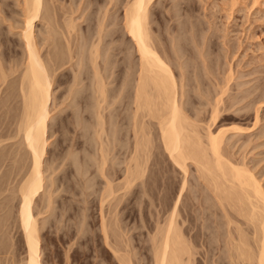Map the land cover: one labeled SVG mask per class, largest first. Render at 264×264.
Returning a JSON list of instances; mask_svg holds the SVG:
<instances>
[{"label": "rangeland", "instance_id": "rangeland-1", "mask_svg": "<svg viewBox=\"0 0 264 264\" xmlns=\"http://www.w3.org/2000/svg\"><path fill=\"white\" fill-rule=\"evenodd\" d=\"M127 1L115 0L116 3L113 1L110 4L108 0H46L49 6L51 2L54 4V6L51 4L50 8L53 6L52 9H54L55 14L57 13L55 16L59 22L56 21L61 26H58L59 24L54 26L55 20L51 19L48 22L46 18H44L45 20L36 21L37 25L35 24L36 41L40 43L38 45L40 52L45 57L48 51H52V55H55L57 51L59 52V49L60 51L63 49L62 52L67 51L62 34L66 29L63 30L62 24L66 23V20L70 18L69 10L72 11L74 9L71 17H74L77 23L76 30L71 31L72 33H69L70 37L68 38V43L71 41L68 46L72 44L71 48L74 58L72 57L70 62H65L68 64L64 63L61 67L56 68L53 75L54 84L50 106L51 119L49 120V126L51 127H48V136L49 133L51 134L48 138L49 145L47 148L48 153L46 154V163L49 165L52 160V165L48 167L45 163V168L51 170L52 167L54 169L55 165L57 168H55L53 173L51 172L52 175H49L50 170L47 169L48 172H46L47 170L45 171L44 189L49 188L48 190L51 191L53 199L46 198H51L49 197L51 195L49 192L48 195L44 194L45 196L43 195L44 197L42 196V198L40 195L38 200L36 199L38 205L35 202L37 205L35 207L40 206L38 209H41L39 213H36L38 209H35L39 228L40 264H125L124 262L127 261L130 264H152L153 241L151 236L154 234L155 225L166 217L162 204L164 205L165 203L166 194L168 196L173 188L176 191L175 189L179 187L178 185L183 179L182 172L174 168L161 146L159 147L160 149H154V145L158 144L159 140L156 142L157 138L155 137L156 139L154 140V137L150 136V138L153 137L150 145L153 144L152 150L154 152H151L146 161L144 177L137 180V186L135 185L136 195H133L130 190L127 191L123 187L124 175L122 168L124 164L117 163L115 149L118 145V138L122 137V142L124 143L122 151H124V154L121 157L129 155V140H133L130 117L132 116L134 105L132 97H128L127 92H134L132 85L135 82L134 76H136V68L139 65V58L134 43L124 27L123 17ZM106 8L108 11H105ZM47 9L49 10V8ZM20 12V6L17 3L15 4V0H0V13H2L0 15V61L4 71L10 70V64L11 66L14 64L15 66L12 69H15L18 61L20 63V59L24 56L22 55L23 46L21 41H19L18 34L20 31L19 26L21 25ZM101 19L104 22V28L101 32L102 36L103 34L104 36L101 42L105 41L98 44L100 52L102 51L100 54L102 59L98 58L101 60L102 69L103 67L105 69V66L113 67L114 80L107 85L114 87L116 96L112 98L114 99V101L112 100L113 103L110 97H107L106 101L102 103V127H98L100 136L96 140L93 132L95 131V119L93 116L95 100L94 93H92L88 83L90 82L89 78L92 76L90 75L92 73L91 64L90 60H88L90 48L88 46L91 44L90 41L92 43L96 42L91 39L95 40L98 38V25ZM147 25L151 29L152 37L156 39L154 41L158 43L157 48L159 47L161 53L165 51L167 54L164 53V55L170 60V65L173 64L171 67H173L172 71L176 75V79L179 80L181 76L178 69L179 66L176 64L179 59L180 62L183 60L186 63L184 66L190 71V73L187 69L183 71L186 72L184 76L190 74L191 76L188 78H192L191 82L187 78L188 84H186V78V82L184 81L186 84L184 90L186 89L187 91L185 90L186 93L182 97L184 102H182V105L185 110L182 109L183 112L192 109V112L189 111L191 115L185 112V115L194 118H191L192 120L196 121L198 118V113L193 114V112H196V110L198 112L199 109L198 115H202L206 112L205 108L208 109L209 107L205 104L201 105L202 99L198 101L197 96L203 98L204 102V98L209 99L213 95L214 89H216L213 88V83L217 84L219 82L216 86L220 87L221 84H224L225 77L229 75L230 78L232 77L229 79L228 89L223 95L224 100L225 102L228 100V104L230 103L229 101H240V97L242 100L236 102L237 104L227 110L230 113H234L233 110H236V112L234 114L231 113V116L224 120L222 125L228 128L231 125L243 126V131L245 132L240 135L238 133L233 135L232 132H228L226 141L229 143L233 142V147L231 145L232 150L230 149V151L235 154V157L243 155L249 167H252L253 172L262 178L261 182L264 184V101L262 103L259 101L260 104H256V106H261L259 110L260 122L255 127H250L249 130L246 129V126L247 128L251 126L254 120L252 114L255 104L251 100L258 92L264 90V0H152L148 6ZM54 32L58 33L55 34ZM110 38H112L113 44H106V40ZM174 43L178 44L177 49ZM109 45L112 50L109 48L111 51L108 50L110 52L105 53L104 51L108 49ZM104 47L106 49H103ZM112 51L114 65L110 64L109 60L104 63V58L105 60L109 59L107 54L112 53ZM199 51L210 52L211 57L209 59L212 60L213 58V61L210 62L213 71L208 69L210 68V65H208L209 60L206 61L209 67H205L203 63L198 61L201 56L203 57V55H199L201 54ZM180 52L184 54L179 59H176L177 61L173 59L172 54L176 56ZM209 52L206 55L209 56ZM102 54H105V56L103 55L102 57ZM76 57H81V61L80 59L78 61ZM202 66H204L206 71L211 72L210 74L212 75L207 77L209 73L205 71V78L203 75L204 70L201 69ZM18 67L21 68L20 66ZM17 68L16 70H11L12 73L21 70ZM79 69L83 71L84 82L78 88L74 86L77 90L79 87L81 89L75 91V93L70 91L73 97L71 93L68 94V96L71 95L68 97L66 93L71 86H69V82L72 84L70 79L73 77L72 74ZM229 70L232 75L229 74ZM5 72L7 75L9 74L8 71ZM84 73H89V75ZM14 74L10 78L7 76L4 82L1 78L0 81L2 82H0V85L3 84V88L0 87L1 97L9 93L8 88L13 85ZM17 74L18 72H16ZM207 78L211 79L210 82ZM213 79L216 80L214 81ZM201 80H204V82L202 81V83ZM7 81L11 83H6ZM198 81L200 88L202 87L201 90L197 88L196 84H198ZM5 83L11 84V86L8 87ZM83 84L85 85L84 87ZM71 87L73 89V86ZM205 88L207 91L214 90L211 96H208L211 91L207 94L205 90L206 94H203ZM11 93L12 90L10 89ZM14 101L15 104L11 102L12 104H10L9 108L11 111L13 110V113L16 104L17 106L20 104L19 101H17L18 103H16V100ZM201 106H205L204 108L202 107L205 110L204 112L202 110L203 113L200 112ZM4 107L3 109L0 108V119H3L5 115L10 117L9 115L13 114L12 112H10L11 114L9 113L10 110L7 111V106L6 108ZM4 112L6 113L5 115ZM2 113L4 116L1 115ZM5 119L6 121L3 119L5 124L2 126L4 128L7 123V127L4 130L8 131L9 128L11 130L14 127L13 119L9 120L10 122H7L8 118ZM198 123L201 126L203 122ZM149 131L155 132L156 130ZM6 137L9 138V135H6ZM6 137L5 139L8 140ZM9 139L11 142L14 141L12 138ZM7 140L3 142L10 144V141L8 140L7 142ZM95 140L97 143L98 141L99 144L101 143L100 145L103 146L107 153L105 166L114 190V194L106 199L104 198L105 180L99 174V169L96 171L94 165V155L97 147ZM59 158H64V160L61 159L63 162L61 161L60 163ZM195 176V167L193 163L189 162L187 178L190 191H188V196L186 195L184 200L188 202L191 199L194 203L198 200L200 202L195 204L208 205L209 202L203 196L205 192L199 190L201 187L199 188L200 185L197 183ZM145 179H147L146 184H144ZM47 189L42 194L47 193ZM43 198L45 200L42 201ZM102 198H104L103 203H101ZM46 200L52 201L49 203V207L45 203ZM188 203L181 205L180 216H178V220H182V223L184 219H187L182 225L184 232L199 231L207 234L213 231L212 235L214 237L210 240V244H207L208 246L197 240L191 242L192 251H194L196 257L192 264H228L226 262L227 258L224 259L226 254L224 250L226 249L222 237L216 238L217 236H215L218 232L221 233L222 230L220 228L213 229L209 226L212 223L214 224L216 218L213 216H205V219L203 217L198 218L199 220L194 218L195 214L199 215L200 210L197 207L189 208L190 205ZM102 218H105L104 220L107 223L108 236L106 239L101 231ZM190 218L193 223H190ZM203 226L204 228H202ZM207 227L209 228L207 229ZM18 235L19 233H16L15 238ZM208 247L211 250L210 253L205 252ZM19 250L21 252L17 253V258H15L18 259L19 257L21 261L18 260L21 263L19 262L18 264H23L24 248L19 247L17 252ZM223 251L225 252L224 254ZM204 253H206V256H204ZM6 256L3 254L5 260ZM9 259L8 255L5 264H8ZM10 262L11 260L9 264Z\"/></svg>", "mask_w": 264, "mask_h": 264}, {"label": "bare ground", "instance_id": "bare-ground-1", "mask_svg": "<svg viewBox=\"0 0 264 264\" xmlns=\"http://www.w3.org/2000/svg\"><path fill=\"white\" fill-rule=\"evenodd\" d=\"M108 1L109 3L115 2V0ZM151 1L152 0H128L125 4L123 17L124 27L134 43L139 58V65L138 68H136L137 72L135 71L136 76H134L135 82L132 85L134 87V92H127V96L132 97L131 99L134 105L131 114L132 118L130 117L132 121L133 140H129V155H125L126 157L124 156V158L121 157V155L124 154V151H122L124 143L122 142V137L118 138L115 156H117V163L124 164L122 168L124 175L123 187L127 191L130 190L133 195H136L137 190L135 187L137 186V180L140 178L142 179L145 175L146 161L151 152H154L152 150L153 144L150 145V143H152L151 138L153 137L154 140L157 138L156 142L159 140V145L155 144L154 149H160L159 147L161 146V149H163V152L168 160H170L171 164H173L174 168L179 169L183 174V179L180 181V185H178L179 187L175 189L176 191H174L173 188L168 196L166 194L165 203L164 205L162 204V209L166 217L155 225L154 234L151 236L153 241L152 264H192L196 257L194 251H192L191 242L197 240L208 246L207 244H210V240L214 238L212 235L213 231L207 234L199 231H194L192 233L190 231L184 232L185 230L182 229V225L187 219H184L182 223V220H178V216H180L179 211L181 205L188 202V205H190V207L188 206L189 208L197 207L198 210H200L199 213L196 212L199 215L195 214L194 218L198 219L203 217L205 219V216H213L216 218L214 224L212 223L209 226L213 229L220 228L222 230L221 233L218 232L215 236H217L216 238L222 237L226 249L224 250L226 251L224 259L227 258L228 261L226 260V262L228 264H264V184L261 182L262 178L258 177L256 173L253 172L251 169L252 167H249L243 155H241L242 157H235V154L230 151L231 145L233 147V142L229 143L226 141V134L228 132H232L233 135H236L235 133L240 135L245 132L243 131L244 127L231 125L228 128L222 125L223 121L231 116L232 112L230 113L228 111V113L227 110L239 101H229L233 103L228 104V100L225 102L223 97L224 93L227 91L226 89H228L227 85H229V79L232 77L230 78V75L225 77L224 84H221L222 87L216 86L219 82L217 84L213 83V88H216L214 89L215 91L213 90L214 93L211 91L212 89L210 92L205 88L203 92L206 90L207 94L210 92L208 96H211V93H213V95L209 99L204 98V102L203 98L197 96L198 101L202 99L201 105L205 104L209 106L208 109L205 108L206 112H204L205 110H203V106H201L200 112L203 110L205 114L198 115L199 109L198 112L197 110L193 112V114L198 113V118L195 115V119L197 118L196 121L191 119L193 118L192 116L191 118L188 117L190 114L189 111L192 112V109L185 111L186 114L188 112V115H185V112H183L184 106L182 104L184 102L182 97L186 93V89L184 90V88L189 82L188 79L191 82L192 77L188 78L191 76L188 73L187 76L185 75L186 77L184 76L186 72L183 71L187 69L186 66H184L186 63H184L183 60L180 62L179 59L184 53L181 54L180 52L181 55L177 53L178 55H174L175 57L172 54L173 59H179V62L176 60L178 62H176V64L180 67H178V69L181 76L179 80H177L176 75L172 71L173 67L171 66L173 64L170 65V60L164 55V53H167L164 50H162L164 52L161 53L159 47L157 48L158 43L155 42L156 39L152 37L153 35L150 32L151 29H149L150 27L147 25L148 6ZM45 2L46 0H15V4L17 3L21 10L19 13V15H21V25L19 26L20 28L18 27L20 29L18 34L20 38L19 41H21L23 46L22 55L24 56H22L20 59L21 62L19 63L18 61V65L16 66V68L20 66L21 68H18L21 70L12 73L11 70H16V68L12 69L15 65L13 64V66H11L9 63V67L11 68L5 71H8L9 74L15 73L14 79L12 80L13 85L6 84L10 82L7 81L5 84L12 88L5 87L9 89V91L7 89L9 93H6L4 96L3 93V97L0 96V108L3 109L4 106V108L7 106V111L10 110L9 113L13 111L9 109L11 106L10 104H12L11 102L15 104L14 100H16V103H18L17 101L20 103L19 106L16 104L15 109L12 107L14 113L12 112L13 114L9 115L10 117L5 115V112L4 115L7 117H5L3 113L1 114L4 116L3 119L5 121V118H8L7 122L13 119L14 127H12L11 130H9L10 128L8 131L4 130L5 127H7V123L3 128L2 125L5 124V122L3 119H0V264H5L7 262L8 255L10 257L8 264L10 260V264H18L21 261L19 257L18 259L20 261L16 259L17 253L21 252V250L17 252L19 247H23L25 250V252L23 250L25 254V256H23V264L41 263L38 239V219L35 214V209L40 208V206L36 208L35 205L37 204L36 199L38 200L40 195L42 198L44 194L48 195L50 192L51 195L49 194V197L52 196L51 191L48 190L49 188H46L48 190L47 193L42 194V192H44V190L46 191V189H44L45 173L50 170L48 168L47 170L45 166L48 165L46 163V154L48 153V138L51 134L49 133L48 136V127H51L49 126V120L51 119L50 106L52 103V90L54 84L53 75L56 68L61 67V65H64L67 61H72V57L74 58L72 55V44L68 46V44L71 43V41L68 43V38L70 37L69 33L71 34L75 27H77L74 17H71L74 9H72V11L69 10L68 13L71 14L69 15L70 18L66 20V23L64 22V24H62L63 30L66 29V31L62 33L64 44L66 43L65 45L67 47V51L65 50L66 47L64 50L68 53L65 51L62 52L63 49L62 51L59 49V52L57 51L55 55L51 54L52 51H48L46 56L43 57L40 52V47L38 46L40 43L36 41V21L41 19L45 20L44 18H46L48 22H50L51 19L55 20L54 26L59 24L57 23L58 18L55 16L57 13L55 14L54 9H52L54 4L51 2L53 6L50 8L51 4L49 6V3L46 2V7ZM47 8H49V10ZM47 11L53 13L49 14ZM105 11H108L107 8ZM1 14L2 13H0V15ZM104 14L106 15L105 12ZM103 24L104 22H102L101 19L98 25V38H96L97 40L91 39L93 42H96L92 43V41H90L91 44L88 46L90 47L88 60H90L89 62L92 69L90 75L92 76L90 78L88 77L90 82H87L91 87L92 93H94L95 100V109L93 111L95 125H93L96 129L94 128L95 131H93L94 139L100 136L98 127H102V103L106 101L107 97H110L111 101H114L112 98L116 96L114 87L108 86L114 80L112 72L113 67L105 66V69L104 67L102 69V63L100 64L101 60L98 58H101L100 54L102 52H100L98 44L105 41L103 39L104 41L101 42L104 36V34L102 36L101 33L104 28ZM58 26L61 25L59 24ZM54 33L57 34L58 32ZM112 41V38H110L106 40V44H113ZM175 45L174 43V46ZM109 48L110 45L104 52H110L112 47L110 48L111 50ZM103 49H106V47ZM202 52L199 51V53H201L199 55H203V57L201 56V61H198L203 63L205 67H209L208 65H210V68H208L210 71V62L213 61V58L212 60L209 59L211 57L209 51ZM208 52L210 54L209 56L206 55ZM103 55L105 56V54H102V57ZM107 55L109 59L105 60L104 58V63L109 60V63L114 65L113 51ZM79 59L81 61L82 58H78V61ZM174 61L172 62L175 63ZM206 61H208V65ZM22 62L23 64H21ZM1 64L0 61V80L2 78L4 82L5 78H7V76L10 78L12 74L7 75ZM204 66H202L203 68L201 67V69L204 70L203 75L206 78L205 74L208 71L204 69ZM81 70L79 69L72 74L73 77L70 79L72 84L69 82V86H73V89L71 86V89L68 88L69 91L66 93L67 96L71 93L73 97L72 92L75 93V91L81 89L79 87L77 90L78 86H82L84 82V77L82 75L83 71ZM211 71L213 70L211 69ZM16 72H18L17 75ZM228 72L229 74L232 73H230V70ZM208 73L209 75L207 74V77L212 75L210 74L211 72ZM86 75H89V73ZM185 78L187 81L186 84L184 83ZM210 78H207L209 82L211 80ZM202 81L204 82V80H201V82ZM197 83L198 84H195L199 89L200 83L199 81ZM2 85L3 84L0 85L1 88H3ZM74 86H77V88ZM84 86L83 84V87ZM10 89L12 90L11 94ZM203 94L205 95L206 93L204 92ZM241 100L240 97V101ZM251 101H254L255 104L252 114L254 120L251 126L248 128L246 126L248 130L250 127H255L261 120L259 115L261 106H256V104H260V102L262 103L264 101V90L258 92ZM233 112L235 113L236 110H233ZM198 122H203L204 125L202 123L200 126ZM213 125L214 127L212 128ZM149 130L156 131L152 132ZM6 135H9V138L14 139V141L11 142ZM150 136L153 137L150 138ZM5 137L8 138L10 144L3 142L7 140ZM96 140L95 145H97V147L95 149L94 165L96 171L99 169V174H101V177L103 176L105 180L106 187L104 198L106 199L114 194V190L111 178L109 177L110 175L109 173L107 174L105 166L107 153L103 146L100 145L101 143L99 144V141L97 143ZM61 159L59 158L60 163L64 158ZM189 162L193 163L195 167L196 181L200 185L199 188L201 187L199 190L205 192V194L203 193L204 195H201L209 202L208 205L202 203L195 204L196 202H200L198 200L195 203L191 199V202H185L184 200L186 195L188 196V191H190L187 178ZM50 163L49 165H52V160ZM55 168H57L56 165L54 169L53 167L51 168L49 175L51 172L53 173ZM52 179L54 178L52 177ZM146 180L147 179H145L144 184H146ZM51 182L54 183L53 180H51ZM46 198L53 199L52 197ZM104 198L101 199V203H103ZM43 200L45 199L43 198L42 201ZM50 202L48 200L45 201V203L48 204L47 207L50 206ZM46 205L44 206L46 207ZM40 210L38 209L36 213H39ZM101 216L104 217L103 215ZM188 217H190V215H188ZM104 219L105 218L101 219V231L106 239L108 232L107 223ZM189 221L193 223L191 218ZM202 228H204V226ZM208 228L209 227H207V229ZM16 233H19V235L15 238ZM209 247L206 248V253H210L211 250ZM113 250L115 251V249ZM224 251L223 254L225 253ZM206 253H204V256H206ZM3 254H5V256L7 255L6 260ZM124 263L130 264L129 261Z\"/></svg>", "mask_w": 264, "mask_h": 264}]
</instances>
